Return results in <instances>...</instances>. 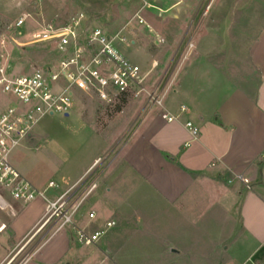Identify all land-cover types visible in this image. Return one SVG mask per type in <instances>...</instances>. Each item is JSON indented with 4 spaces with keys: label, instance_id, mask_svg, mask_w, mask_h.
Returning a JSON list of instances; mask_svg holds the SVG:
<instances>
[{
    "label": "rangeland",
    "instance_id": "obj_1",
    "mask_svg": "<svg viewBox=\"0 0 264 264\" xmlns=\"http://www.w3.org/2000/svg\"><path fill=\"white\" fill-rule=\"evenodd\" d=\"M165 2L177 1L40 0L35 4L28 0H0V62L17 73L45 70L54 64L56 55L47 43H35L34 40L40 37L45 25L59 26L83 15L91 28L99 27L111 35L121 32L125 36L127 44L122 45L121 52L140 67L142 75L147 76L146 88L153 90L156 83L161 81L171 57L176 55L178 58L184 54L183 45L180 48L179 45L188 29L203 33L198 38L202 45L198 54L210 58L215 55L231 57L233 60L230 62L234 67L238 59L248 55L252 42L264 29V0H179L177 6L171 5L175 6L173 12L166 10L171 6H164ZM145 4L165 10V14L157 13L154 9L147 11L152 16L144 14L141 10L148 8ZM204 9L208 11L201 15ZM23 15H28L27 20L23 26L15 28L14 24ZM139 19L147 22L144 24L147 29L140 26ZM157 38L159 42L156 45L153 39ZM215 45L222 46V52L219 48H205ZM153 61L157 69L151 72ZM169 98L171 93L163 98V106ZM147 99L144 94L138 97L128 95L124 106L118 111L113 108L118 101L107 107L84 95H77L68 117L47 116L36 126L37 151L23 149L20 152L18 149L21 148H17L12 152L10 161L14 166L15 163L22 165L24 171L36 179L52 180L55 184L59 180L72 182L96 157L104 160V155L109 153V157H112L125 140L129 139L128 143H131L139 137L142 133V125L138 123L140 119L129 133L127 130L138 112L145 106L148 108ZM182 101V98H176L175 106H180ZM159 110L157 107L152 108L149 118L155 116L157 121L168 126L161 119L162 111ZM180 117L178 121L184 123L186 114ZM108 142H113L111 147L115 148H108L106 153L104 149ZM121 155L111 162L110 168L119 167ZM103 162L70 190L67 197L77 193L71 198V203L79 200L80 191L101 172L106 160ZM119 178L127 179V182L118 186L120 183L116 180ZM108 180V175L100 173L97 189L86 198L72 218L76 227L89 231L115 221V226L106 232L97 245L82 246L69 229L71 226L55 232L58 225L51 223L47 225L50 228L42 240H36L12 264L27 261L39 242H45L44 251H47L67 230L72 237L71 248L56 264H228L225 250L220 246L221 243L227 246L230 241L224 242L233 235L239 197L237 206L224 202V212L221 207H213L214 203L220 202L221 194L215 187L210 189L207 184H203L204 190L198 200L191 199L194 194L191 189L175 205H171L162 201L148 185H142L136 175L131 180L129 173L124 172L114 182ZM107 187L111 188L109 193ZM135 188V195L140 198L137 201L143 207L145 217L136 219L141 212L140 207L124 206L119 208V212L128 222L123 223L116 207L121 203L122 196ZM89 212H94L93 220L88 219ZM5 213L9 216L12 214L10 209ZM151 214L156 215L154 219L157 218V221H151ZM171 249L175 252L171 253ZM3 255L4 250L0 249V258Z\"/></svg>",
    "mask_w": 264,
    "mask_h": 264
},
{
    "label": "crops",
    "instance_id": "obj_2",
    "mask_svg": "<svg viewBox=\"0 0 264 264\" xmlns=\"http://www.w3.org/2000/svg\"><path fill=\"white\" fill-rule=\"evenodd\" d=\"M175 1L177 2H165L164 6H177L179 0ZM153 9L157 10V13L165 14V10L151 7L144 8L141 12L152 16L147 11ZM173 9L175 6L166 10L170 12ZM207 11L204 9L201 15H205ZM140 26L147 29L142 24ZM149 34H152L151 31ZM202 35L203 33L195 29L185 32L179 45V48L183 45L184 54L178 58L176 55L171 57L161 81L157 82L154 88L163 98L171 93L164 110L176 119L181 114H186L185 122L177 119L175 124L169 127L173 123H166L167 126L157 121L155 116L149 118L152 109L143 107L127 130L129 133L140 119L138 123L142 125V133L133 142L128 143L127 139L117 147V153L122 154L118 168H110L111 162H115L119 156L117 153L112 157H109L111 153L104 155L106 162L100 173L108 175L110 182H114L117 176L124 172L129 173L131 180L136 175L142 185H148L162 201L171 205H175L191 189L194 191L191 199L198 200L204 190L203 184H207L212 190L215 187L221 194L220 202L214 203L213 207H221L224 212L226 210L222 204L229 202V205L237 206L239 197L233 235L224 242L226 244L230 241L228 245L221 243L224 247L220 248L225 250L228 264H264V29L252 42L248 55L244 59H238L235 67L230 62L233 60L231 57L229 59L215 55L210 58L198 54L199 48L202 47L198 38ZM157 40L153 39L156 45L159 42ZM131 45L134 46V42ZM189 45H192V48H189ZM205 48H219L220 52L223 50L222 46L216 45ZM171 65L173 68H170ZM156 69L157 67L152 66L151 72ZM176 96L183 100L178 107L175 106V100L178 98ZM180 107H183L184 111H181ZM146 118L149 119L145 120ZM186 122L193 123L199 129L197 139L190 137L184 127ZM36 137L38 138L33 132L30 140L18 150L37 151L39 145ZM112 143L108 142L104 152L108 148H115L111 147ZM97 160H101V163L95 165ZM104 160L96 157L76 180H59L56 184L52 180L32 177L18 163L13 166L38 189H43L49 182L57 185V189L49 195L57 197L74 187L85 175H91ZM237 176L247 180L248 184L239 182ZM116 181L120 186L127 182V179L119 178ZM107 188L109 193L111 188ZM135 192L136 188L122 196L121 203L116 207L123 223L128 222L119 212V208L124 206L140 207L141 212L136 219L142 220L145 217L143 207L137 201L140 198L136 197ZM2 194L7 206L5 210H0V249L4 250L0 264H12L17 256L36 240L41 241L50 227H42L43 210L45 212L43 201L37 200L23 206L13 201L9 195ZM76 194L74 192L72 197ZM172 207L174 210V206ZM7 209L12 212L11 216L5 213ZM155 216L151 214V221H157ZM71 238L69 231H65L47 251H44L45 242H39L30 258L23 264L58 263L70 250Z\"/></svg>",
    "mask_w": 264,
    "mask_h": 264
},
{
    "label": "built area",
    "instance_id": "obj_3",
    "mask_svg": "<svg viewBox=\"0 0 264 264\" xmlns=\"http://www.w3.org/2000/svg\"><path fill=\"white\" fill-rule=\"evenodd\" d=\"M27 18L28 15L19 18L15 28L23 26ZM139 24L144 25L145 22L139 19ZM40 34L34 42L47 43L56 55L50 67L17 73L0 62V210L7 206L2 193L23 206L43 201L42 227L53 223L58 225L55 232H59L71 226L69 229L80 245L95 246L115 226V222H106L102 228L89 231L76 227L72 218L96 190L97 177L80 191L79 200L71 203L73 193L67 196L76 185L57 197L49 196L57 185L49 182L43 189L35 187L11 163L12 152L30 140L44 117L68 116L77 95H84L108 107L122 96L144 94L150 110L154 107L161 109L163 121L174 123L177 119L164 110L163 96L157 94L156 89L146 88L147 76L142 75L140 67L121 52L122 45L127 44L121 32L111 35L99 27L91 28L88 19L79 15L62 27L47 24ZM152 66L155 68L156 63ZM180 110L184 111V108ZM184 127L193 140L198 138L200 131L193 123L186 122ZM236 179L248 184L241 176ZM94 218V212H89L88 219Z\"/></svg>",
    "mask_w": 264,
    "mask_h": 264
},
{
    "label": "trees",
    "instance_id": "obj_4",
    "mask_svg": "<svg viewBox=\"0 0 264 264\" xmlns=\"http://www.w3.org/2000/svg\"><path fill=\"white\" fill-rule=\"evenodd\" d=\"M66 24H62V25H59L57 27H62ZM56 26V25H55ZM51 48V47H50ZM52 49V48H51ZM126 99V96H122L119 100H118V103L116 105L113 106V108H115V110H118L120 111L121 108L124 106V103H125V100Z\"/></svg>",
    "mask_w": 264,
    "mask_h": 264
},
{
    "label": "water",
    "instance_id": "obj_5",
    "mask_svg": "<svg viewBox=\"0 0 264 264\" xmlns=\"http://www.w3.org/2000/svg\"><path fill=\"white\" fill-rule=\"evenodd\" d=\"M66 116H67V115H66ZM66 116H65V117H66ZM170 252H171V253H174L175 251L171 249Z\"/></svg>",
    "mask_w": 264,
    "mask_h": 264
}]
</instances>
